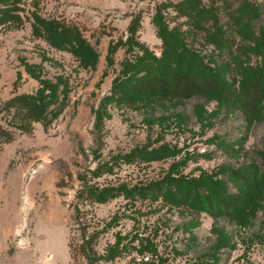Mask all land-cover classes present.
<instances>
[{"label":"rangeland","instance_id":"374dc122","mask_svg":"<svg viewBox=\"0 0 264 264\" xmlns=\"http://www.w3.org/2000/svg\"><path fill=\"white\" fill-rule=\"evenodd\" d=\"M199 1L198 8L219 9L231 41L222 50L207 43L205 30L195 33L182 12L184 0H21L17 21L1 22L0 125L14 138L5 142L0 135V264H90L82 254L73 258L70 248L83 241L84 227L88 234L102 230L97 254L117 234L127 246L113 260L95 264H135L141 238L156 245L163 264H196L211 249L219 252V264H264V188L249 191L264 184V100L253 117L240 91L244 68L261 67L264 57L253 54L240 65L232 59L250 41L227 23L226 13L240 0ZM158 8L169 28L183 33L186 47L229 81L227 100L207 91H113L123 61L134 58L127 41L132 29L133 40L164 57ZM36 15L77 30L96 50V66L84 67L70 49L53 46L37 30ZM259 17L258 25L264 14ZM40 78L68 81V99L50 125L35 121L25 130L13 123L15 110L3 106L34 93ZM177 164L176 176L198 180L195 189L218 184L226 198H251L252 204L240 215L220 211L218 202L202 211L172 204L160 186ZM79 208L86 215L77 217ZM219 238L226 240L215 246Z\"/></svg>","mask_w":264,"mask_h":264},{"label":"trees","instance_id":"16d2710c","mask_svg":"<svg viewBox=\"0 0 264 264\" xmlns=\"http://www.w3.org/2000/svg\"><path fill=\"white\" fill-rule=\"evenodd\" d=\"M21 0H0V24L3 21L16 22L18 17L15 14L17 4ZM187 4L182 7V12L187 15L193 27L198 31H206L205 39L207 43L213 44L215 48L222 50L224 46L231 43L226 39L224 24L219 20V9L214 6H200L199 0H184ZM156 24L158 32L164 39L166 46L164 57L161 59L150 52L144 45L133 40L136 30L132 29V36L127 40L129 53H134V58H126L122 64L121 74L115 79L113 91L122 93L133 91L136 96L151 95H172V96H192L196 91H207L218 100H227L232 91L229 81L224 78L220 71L209 66L203 58L186 47V42L182 32L176 33V28H169L164 22L162 9H157ZM231 27L238 29L243 37L242 40L249 41L246 46H241L237 56L232 54L237 64H242L253 54H262L264 57V23L259 24L258 19L264 14V0H240L239 5L234 10L228 11ZM34 23H38L37 30L42 31L49 42L58 48L70 49L77 56L84 67H95L98 55L94 47L83 39L77 30L55 20H43L41 16H35ZM212 20L211 26H205L203 22ZM258 26V27H257ZM257 27V28H256ZM247 39V40H246ZM139 47L143 53L138 55ZM235 56V57H234ZM173 57L171 66H168V58ZM185 58L189 61L185 65ZM170 62V61H169ZM170 62V63H171ZM142 73V74H141ZM141 74V75H140ZM39 77V76H38ZM148 78V82H145ZM40 86L34 93H23L8 100L3 109L8 112L14 111L13 123L22 129L30 130L35 121L42 122L48 126L63 111L68 99L69 83L66 80L40 78ZM240 91L245 96L244 109L251 116L258 115L259 107L264 100V64L261 67H245L242 73ZM12 121V120H11ZM0 135L4 141L14 138V131L0 125ZM179 165H175L165 176L161 183V195L172 204L190 206L198 210H206L216 207L226 214H239L245 211L253 199L238 197L237 200L226 198L217 190V185L212 188L205 187L204 191L200 188L195 189L197 184L193 178L188 179L180 174ZM259 187L264 188V184L250 187L249 191L257 192ZM195 189V190H194ZM225 191V190H223ZM132 190L124 193L131 194ZM77 217L86 215V211L77 210ZM104 229V228H103ZM88 227L83 228V241L80 244L71 242L70 248L73 258L77 253L82 254L90 264H95L99 260L111 261L119 251L127 246L122 242V237L117 234V240L109 244L104 254H97L95 249L98 235L102 230H93L89 234ZM226 238H219L214 244L224 243ZM136 256L133 257L135 264H163V258L159 255L158 249L149 239H142L134 247ZM219 252L211 249L208 253L198 256L196 264H219Z\"/></svg>","mask_w":264,"mask_h":264}]
</instances>
